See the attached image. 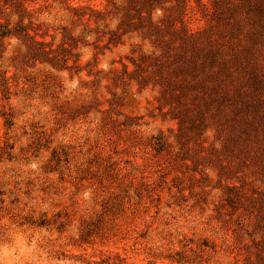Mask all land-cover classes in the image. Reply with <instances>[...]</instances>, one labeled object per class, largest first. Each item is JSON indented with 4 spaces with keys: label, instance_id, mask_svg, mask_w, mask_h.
I'll list each match as a JSON object with an SVG mask.
<instances>
[{
    "label": "rangeland",
    "instance_id": "1",
    "mask_svg": "<svg viewBox=\"0 0 264 264\" xmlns=\"http://www.w3.org/2000/svg\"><path fill=\"white\" fill-rule=\"evenodd\" d=\"M0 264H264V0H0Z\"/></svg>",
    "mask_w": 264,
    "mask_h": 264
}]
</instances>
